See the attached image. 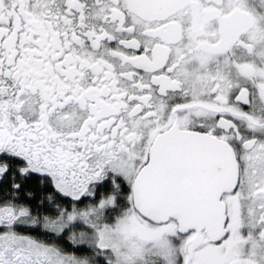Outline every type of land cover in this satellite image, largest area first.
I'll list each match as a JSON object with an SVG mask.
<instances>
[{
  "label": "snow or ice",
  "instance_id": "1",
  "mask_svg": "<svg viewBox=\"0 0 264 264\" xmlns=\"http://www.w3.org/2000/svg\"><path fill=\"white\" fill-rule=\"evenodd\" d=\"M0 264H264V0H0Z\"/></svg>",
  "mask_w": 264,
  "mask_h": 264
}]
</instances>
